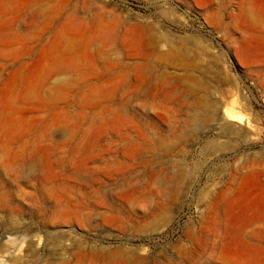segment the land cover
Returning a JSON list of instances; mask_svg holds the SVG:
<instances>
[{
    "label": "rangeland",
    "instance_id": "1",
    "mask_svg": "<svg viewBox=\"0 0 264 264\" xmlns=\"http://www.w3.org/2000/svg\"><path fill=\"white\" fill-rule=\"evenodd\" d=\"M0 264H264V0H0Z\"/></svg>",
    "mask_w": 264,
    "mask_h": 264
}]
</instances>
